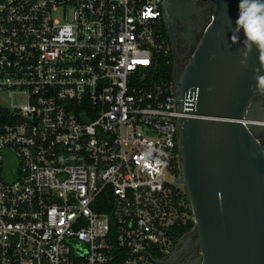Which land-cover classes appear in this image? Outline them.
Listing matches in <instances>:
<instances>
[{"label": "built area", "instance_id": "2783aa9c", "mask_svg": "<svg viewBox=\"0 0 264 264\" xmlns=\"http://www.w3.org/2000/svg\"><path fill=\"white\" fill-rule=\"evenodd\" d=\"M164 1L0 0V264H157L195 224Z\"/></svg>", "mask_w": 264, "mask_h": 264}, {"label": "water", "instance_id": "95a60500", "mask_svg": "<svg viewBox=\"0 0 264 264\" xmlns=\"http://www.w3.org/2000/svg\"><path fill=\"white\" fill-rule=\"evenodd\" d=\"M238 3L215 0L176 83L178 183L192 203L200 264H264V32L249 28L250 41L235 27Z\"/></svg>", "mask_w": 264, "mask_h": 264}, {"label": "flooded vegetation", "instance_id": "af4514ba", "mask_svg": "<svg viewBox=\"0 0 264 264\" xmlns=\"http://www.w3.org/2000/svg\"><path fill=\"white\" fill-rule=\"evenodd\" d=\"M215 10V0H165L162 22L173 54V78L175 84L192 57ZM262 101V102H260ZM258 103L264 107V99ZM264 145V128L257 132ZM201 246L196 227L180 237L175 250L157 264H200Z\"/></svg>", "mask_w": 264, "mask_h": 264}, {"label": "clouds", "instance_id": "9594fccd", "mask_svg": "<svg viewBox=\"0 0 264 264\" xmlns=\"http://www.w3.org/2000/svg\"><path fill=\"white\" fill-rule=\"evenodd\" d=\"M234 25L243 31L250 41L252 38L247 37L249 28L254 32H264V0H239L238 16Z\"/></svg>", "mask_w": 264, "mask_h": 264}, {"label": "trees", "instance_id": "16d2710c", "mask_svg": "<svg viewBox=\"0 0 264 264\" xmlns=\"http://www.w3.org/2000/svg\"><path fill=\"white\" fill-rule=\"evenodd\" d=\"M173 63H174L173 54H171V56L169 57L160 56L159 66L157 70H155L153 73L160 74L163 78H166V80L171 81L173 80ZM177 173L179 174L180 171L178 170ZM194 226L195 224L193 223L189 224L182 231H180L179 234H183L185 232L190 231Z\"/></svg>", "mask_w": 264, "mask_h": 264}, {"label": "rangeland", "instance_id": "374dc122", "mask_svg": "<svg viewBox=\"0 0 264 264\" xmlns=\"http://www.w3.org/2000/svg\"><path fill=\"white\" fill-rule=\"evenodd\" d=\"M13 101L16 103V104H22L24 102V99L21 98V97H16V98H13ZM2 102L6 103L8 106L12 104V99L11 97H8V98H4L2 100Z\"/></svg>", "mask_w": 264, "mask_h": 264}]
</instances>
